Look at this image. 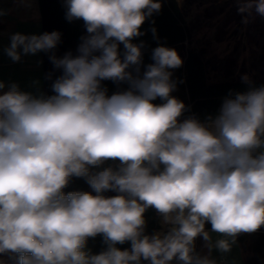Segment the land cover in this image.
Segmentation results:
<instances>
[{
    "label": "clouds",
    "instance_id": "obj_1",
    "mask_svg": "<svg viewBox=\"0 0 264 264\" xmlns=\"http://www.w3.org/2000/svg\"><path fill=\"white\" fill-rule=\"evenodd\" d=\"M235 2L243 23L253 11L264 17V0ZM64 6L86 30L75 54L56 55L59 31L14 33L3 49L13 62L49 54L61 74L52 94L38 80L35 91L0 80V264H218L213 250L223 257L264 227V85L244 75L248 90L229 91L215 114L185 116L190 106L172 95L178 52L158 45L145 65V42H134L161 0ZM72 178L92 191L65 192ZM149 208L166 232L145 234ZM98 235L105 248L93 254L87 242Z\"/></svg>",
    "mask_w": 264,
    "mask_h": 264
},
{
    "label": "trees",
    "instance_id": "obj_2",
    "mask_svg": "<svg viewBox=\"0 0 264 264\" xmlns=\"http://www.w3.org/2000/svg\"><path fill=\"white\" fill-rule=\"evenodd\" d=\"M40 13L41 34L44 32L59 31L61 35V43L55 49L57 56H63L67 51L76 52L77 45L80 42V37L85 34V28L82 20L68 22L65 19L64 0H37ZM162 9L158 14H154L151 20H154V25L151 20L146 21L142 26V31L146 34L134 40L139 43L140 40L145 42L143 49L144 64L151 63L152 49L158 45H164L169 48H174L183 60L180 68L173 70V79L178 81L177 90L172 93L173 96L182 100L187 106H190V112H186L185 116L196 114L200 119H204L208 114H215L222 102V99L229 91L244 92L248 90L249 85L244 83L242 79H231L227 81L209 82L206 72V64L199 50L191 45V34L186 22V14L179 4L178 0H161ZM151 27L157 30L158 40L153 38L150 31ZM121 45V49H122ZM41 70L43 78V92L51 93L52 81L61 73L53 68L49 61V54L41 52ZM51 73V79H47V75ZM254 86L264 85V78L250 79ZM109 94L117 90V86L111 81L103 82ZM121 87H126L121 85ZM154 103H160L159 99ZM106 163L103 167H107ZM102 170V169H100ZM69 191H89L91 188L83 178H72L65 192ZM106 196L116 195L115 192H107ZM146 220L145 234L152 235L161 229V218L156 211L149 208L145 213ZM206 229L210 230L211 225L206 224ZM168 230V226L164 232ZM237 244L242 253L243 264H264V229H260L251 234H240L237 238ZM121 250L130 249L131 243L117 245ZM196 247V241H195ZM102 236L89 238L87 249L91 253L98 254L104 250ZM196 251L197 247H196ZM227 260L225 257H221ZM220 258V259H221ZM5 264H16V260L9 259L5 256L2 258ZM219 259V260H220ZM218 260V263L221 264ZM141 264H149L148 261H143ZM172 264H178L177 261H172Z\"/></svg>",
    "mask_w": 264,
    "mask_h": 264
},
{
    "label": "rangeland",
    "instance_id": "obj_3",
    "mask_svg": "<svg viewBox=\"0 0 264 264\" xmlns=\"http://www.w3.org/2000/svg\"><path fill=\"white\" fill-rule=\"evenodd\" d=\"M178 1L186 14L191 45L200 51L205 61L209 82L241 79L244 75L250 79L264 78V17L253 11L248 17L249 22L243 23V16L238 13L235 0ZM2 3L0 1V9L4 8ZM8 17L14 18L10 15ZM29 57L33 59L35 55ZM3 70H7L12 82L21 85L24 81L15 77L13 68H0V71ZM0 80L7 83V79ZM160 224L161 229L157 232H164L166 226L161 221ZM211 235L213 241L220 238L216 233ZM203 244L202 238L198 237L196 247L202 255L207 253ZM221 257L218 251L213 250L212 258L218 261ZM223 257L234 264H243L237 242Z\"/></svg>",
    "mask_w": 264,
    "mask_h": 264
},
{
    "label": "crops",
    "instance_id": "obj_4",
    "mask_svg": "<svg viewBox=\"0 0 264 264\" xmlns=\"http://www.w3.org/2000/svg\"><path fill=\"white\" fill-rule=\"evenodd\" d=\"M4 8L0 9L3 14L0 15V68H13L15 77L18 80H24L20 87L23 90L35 91L32 87V82L38 80L39 88L43 83L41 70V52L35 54L33 59L29 55L22 56L21 61L13 62L3 51L10 43V36L14 33L22 34H41L40 13L37 0H0ZM6 7V8H5ZM8 15L13 16L9 19ZM39 21V23H37ZM33 22V24H32ZM0 79H7L12 82L9 73L3 70L0 71ZM6 90V89H5ZM261 229H264L262 227ZM210 233L211 229L208 230ZM219 264V263H218ZM228 264H234L229 261Z\"/></svg>",
    "mask_w": 264,
    "mask_h": 264
},
{
    "label": "built area",
    "instance_id": "obj_5",
    "mask_svg": "<svg viewBox=\"0 0 264 264\" xmlns=\"http://www.w3.org/2000/svg\"><path fill=\"white\" fill-rule=\"evenodd\" d=\"M219 262H220L221 264H226V263H227V260L221 258V259L219 260Z\"/></svg>",
    "mask_w": 264,
    "mask_h": 264
}]
</instances>
